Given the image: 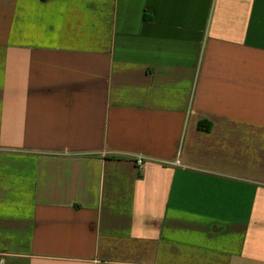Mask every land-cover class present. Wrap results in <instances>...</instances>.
Segmentation results:
<instances>
[{
    "label": "crops",
    "instance_id": "0c3cea01",
    "mask_svg": "<svg viewBox=\"0 0 264 264\" xmlns=\"http://www.w3.org/2000/svg\"><path fill=\"white\" fill-rule=\"evenodd\" d=\"M0 260L264 264V0H0Z\"/></svg>",
    "mask_w": 264,
    "mask_h": 264
},
{
    "label": "built area",
    "instance_id": "2783aa9c",
    "mask_svg": "<svg viewBox=\"0 0 264 264\" xmlns=\"http://www.w3.org/2000/svg\"><path fill=\"white\" fill-rule=\"evenodd\" d=\"M136 165L139 170H141L144 166V159L142 157H139L136 159ZM2 260H0V264H2Z\"/></svg>",
    "mask_w": 264,
    "mask_h": 264
}]
</instances>
